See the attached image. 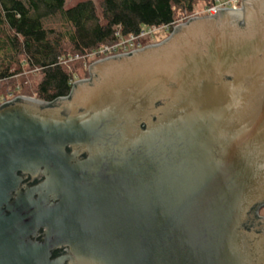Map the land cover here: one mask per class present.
<instances>
[{"label":"water","instance_id":"obj_1","mask_svg":"<svg viewBox=\"0 0 264 264\" xmlns=\"http://www.w3.org/2000/svg\"><path fill=\"white\" fill-rule=\"evenodd\" d=\"M89 72L0 106V264H264V0Z\"/></svg>","mask_w":264,"mask_h":264},{"label":"trees","instance_id":"obj_2","mask_svg":"<svg viewBox=\"0 0 264 264\" xmlns=\"http://www.w3.org/2000/svg\"><path fill=\"white\" fill-rule=\"evenodd\" d=\"M67 1L0 0V101L9 100L12 94L2 92L26 68L41 74L34 89L37 98L53 102L68 96L80 77L72 63L64 61L115 44L118 31L123 36L138 35L149 27L168 26L170 33L182 20L177 11L194 16L201 2L101 0L97 6L93 0H83L69 6ZM202 1L204 11L216 4V0ZM82 65L87 71V64Z\"/></svg>","mask_w":264,"mask_h":264},{"label":"rangeland","instance_id":"obj_3","mask_svg":"<svg viewBox=\"0 0 264 264\" xmlns=\"http://www.w3.org/2000/svg\"><path fill=\"white\" fill-rule=\"evenodd\" d=\"M80 1L83 0H68L67 4L70 5H74ZM97 6H99L100 1L101 0H93ZM243 1V0H242ZM205 5V1L200 2V5L197 6L196 8V13L194 16L191 17H187L186 15H181L182 12H178V17H180L182 20L179 23H184L187 20H189L190 18L196 17V16H208L209 14L207 13V11H204V6ZM241 5L236 6L234 8H239ZM186 16V17H185ZM178 23V24H179ZM169 35L168 31H164V30H158L155 34L150 35L149 38H146V40L144 41H148L146 44L147 45L149 43H157L159 41H161L163 38H166ZM104 57V56H103ZM103 57H99V56H92L91 54H89L86 57H80V56H73L70 57L68 60L65 61V63L67 64H71V68L72 70H75V72H78V76L80 77L77 80L80 79H86L87 75L85 74L86 72H88V74L90 73V65L93 64L95 61L103 59ZM111 57V56H109ZM106 58V57H104ZM85 63V65L87 64V71L86 69H82V63ZM89 77V75H88ZM41 80V74L37 71V70H28L26 68V71L19 76L15 77V83L13 84H7V88L2 92V94H6V93H11L12 95L9 96V100L18 96H30V97H36V95L34 94V89L36 87V85L40 82ZM15 86L16 89H14L13 87ZM2 89V88H1ZM37 98V97H36ZM5 101V100H3ZM0 101V104L3 102ZM260 215L264 217V207L260 210Z\"/></svg>","mask_w":264,"mask_h":264},{"label":"built area","instance_id":"obj_4","mask_svg":"<svg viewBox=\"0 0 264 264\" xmlns=\"http://www.w3.org/2000/svg\"><path fill=\"white\" fill-rule=\"evenodd\" d=\"M241 4H242V0H216V4L207 8L206 11L209 15H215L219 10L234 8ZM158 30H164L169 32V27L168 26L149 27L142 30L138 35H127V36H123L121 32L118 31L117 36L119 39L115 44L102 46L97 51L91 53V55L99 56V57H103V56L109 57L124 53H131L132 51L145 47V45L143 44L144 40H146V38H149L150 35L155 34ZM10 100L3 101L0 104V106Z\"/></svg>","mask_w":264,"mask_h":264},{"label":"flooded vegetation","instance_id":"obj_5","mask_svg":"<svg viewBox=\"0 0 264 264\" xmlns=\"http://www.w3.org/2000/svg\"><path fill=\"white\" fill-rule=\"evenodd\" d=\"M190 19H191V18H190ZM187 21H188V20H187ZM179 24H180V23H179ZM170 33H171V32H170ZM170 33H169V35H170ZM169 35H168V36H169ZM168 36H167V37H168ZM167 37H166V38H167ZM166 38H163L161 41H159V42H157V43L162 42V41L165 40ZM150 44H156V43H149V44H147V45H150ZM147 45H145V46H147ZM87 78H88V77H87ZM80 80H81V79H80ZM76 81H77V80H76ZM58 254H60V252H56V255H58Z\"/></svg>","mask_w":264,"mask_h":264}]
</instances>
